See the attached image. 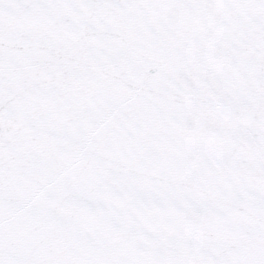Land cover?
Wrapping results in <instances>:
<instances>
[{"label":"snow or ice","instance_id":"snow-or-ice-1","mask_svg":"<svg viewBox=\"0 0 264 264\" xmlns=\"http://www.w3.org/2000/svg\"><path fill=\"white\" fill-rule=\"evenodd\" d=\"M0 264H264V0H0Z\"/></svg>","mask_w":264,"mask_h":264}]
</instances>
